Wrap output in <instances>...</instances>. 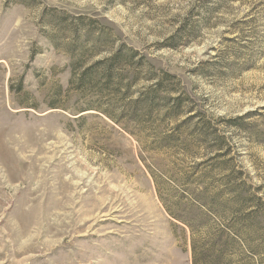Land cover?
<instances>
[{
    "label": "rangeland",
    "instance_id": "obj_1",
    "mask_svg": "<svg viewBox=\"0 0 264 264\" xmlns=\"http://www.w3.org/2000/svg\"><path fill=\"white\" fill-rule=\"evenodd\" d=\"M0 264H264V0H0Z\"/></svg>",
    "mask_w": 264,
    "mask_h": 264
},
{
    "label": "trees",
    "instance_id": "obj_2",
    "mask_svg": "<svg viewBox=\"0 0 264 264\" xmlns=\"http://www.w3.org/2000/svg\"><path fill=\"white\" fill-rule=\"evenodd\" d=\"M141 1V0H137ZM173 38L169 39L167 44L168 47H172ZM107 41V37L101 35L99 39L95 42V46H100L101 42ZM136 53L131 49L121 46L115 54L109 59L101 60L95 64L87 67L84 70L82 79L78 82V85L82 87L83 84H89L91 86L102 85L101 92L109 91V89L114 88L117 93L120 94L121 91L128 95V91L131 84L126 82V79L120 74L114 72V67L121 66L127 67L132 64V59ZM85 56L84 52H81L80 58ZM74 66V64H73ZM144 79L146 82L152 83L145 88V92L141 93L134 101L129 105L133 116H136L137 112L140 111V123H144L142 120L150 119L153 113L159 109L164 108L168 116L176 118L182 113H190L189 109L185 107V101L187 98L182 94H176L175 89H172L169 85L172 77L168 74H164L163 77L159 78L156 73H154L153 68L150 64H147L146 68L143 70ZM137 76V74H135ZM134 78V76L132 77ZM165 84V85H164ZM160 92H163L164 97L160 96ZM173 96V97H172ZM191 119V117H190ZM188 120V119H187ZM186 121V120H185ZM183 121V123H185ZM182 123V124H183ZM196 251L193 247V258L195 259Z\"/></svg>",
    "mask_w": 264,
    "mask_h": 264
}]
</instances>
